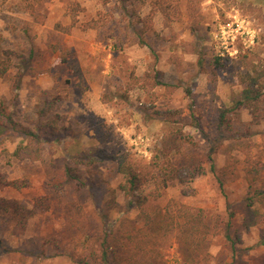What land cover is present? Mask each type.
Instances as JSON below:
<instances>
[{
	"label": "rangeland",
	"instance_id": "obj_1",
	"mask_svg": "<svg viewBox=\"0 0 264 264\" xmlns=\"http://www.w3.org/2000/svg\"><path fill=\"white\" fill-rule=\"evenodd\" d=\"M3 67L0 105L30 123L53 102L45 120L58 114L67 130L37 162L15 155L17 138L0 145V185L26 186H0V199L53 201L24 234L0 213V264H76L83 237L62 210L74 199L93 215L95 232L108 233L115 264H231L234 257L235 264H264V209L255 206L254 224L246 209L248 192L264 191V114L257 119L242 108L229 115L233 133L216 126L247 76L264 70V0H0ZM172 131L197 144L172 155L175 174L165 187L141 189L153 194L150 228L128 206L114 163L83 168L81 194L54 190V158L105 151L154 163ZM141 231L154 235L146 253L132 243Z\"/></svg>",
	"mask_w": 264,
	"mask_h": 264
},
{
	"label": "trees",
	"instance_id": "obj_2",
	"mask_svg": "<svg viewBox=\"0 0 264 264\" xmlns=\"http://www.w3.org/2000/svg\"><path fill=\"white\" fill-rule=\"evenodd\" d=\"M166 9L167 7L164 10L166 11ZM140 30L144 32V27ZM65 32L69 33L70 28L65 29ZM7 54L12 56L15 55V52L9 51ZM21 59L22 68L25 70L28 59ZM221 60L220 57H216L218 68L223 67ZM7 71L8 68L3 67L0 75L6 74ZM22 77L23 71H20L17 75V88L20 86ZM262 79H264V70L257 76H247L244 81L247 85L240 92L238 99L235 100L234 106L230 109H220L216 120L218 132L233 133L234 122L232 115L230 117L229 115L242 108L249 109L257 119L261 114H264V85L262 84ZM156 84L161 85V82L157 81ZM54 108L55 103H46L39 109L35 121L22 123L15 119L13 113L7 110L8 107L6 105H0V145L8 140L17 138L19 141L15 151L16 156L32 162L41 161L44 154V145L61 144L62 140L58 134L67 130L58 124L60 120L58 114L53 115L51 119L45 120ZM263 120L259 121V123H264ZM262 137L264 141V131ZM188 144L196 146L197 143L193 139L186 137L181 131L169 132L164 136L159 148V161L154 163L137 160L129 153L107 154L105 151L89 153L77 151L69 153L67 156L56 157L52 164L56 175L53 187L57 193L66 192V190L71 192V189H73L72 191L76 194H81L86 188L81 175L83 168L94 167L99 163H114L118 174L123 177V182L119 189L128 199V206L138 212L137 221L143 223L144 229H148L153 224V216L149 212V204L153 194L143 195L140 194V191L151 182L165 187L175 174V170L172 167V155L180 153L185 145ZM259 172V170H254L250 174L258 176ZM0 186H10L16 189L26 187L17 180L9 183L2 181ZM255 206L263 207L264 209L263 190H250L246 197V209L248 210V215H250L248 217L250 224H254L256 222L255 217L260 214V210L255 208ZM52 207L53 201L50 196L35 197L30 205L14 199H0V213L10 215L15 234H24L30 220L50 211ZM62 210L70 228L83 237L82 251L76 256V264H115L114 251L112 250L108 233L106 231L95 232L94 217L90 212L86 211L80 201L76 199L65 201L62 205ZM233 216L234 214L231 213L230 217L232 218ZM230 227L231 222L229 221L226 230V238L228 240H231L229 235ZM132 243L136 250L142 253L149 252V246L154 243V235L141 231L132 239ZM231 243L232 251L236 253L237 249L233 242ZM231 264H235V257Z\"/></svg>",
	"mask_w": 264,
	"mask_h": 264
}]
</instances>
